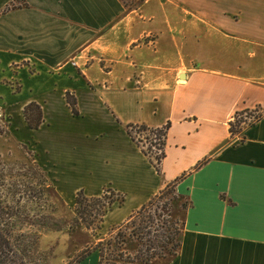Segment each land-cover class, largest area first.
I'll use <instances>...</instances> for the list:
<instances>
[{"label":"crops","instance_id":"0c3cea01","mask_svg":"<svg viewBox=\"0 0 264 264\" xmlns=\"http://www.w3.org/2000/svg\"><path fill=\"white\" fill-rule=\"evenodd\" d=\"M0 66L42 104L18 128L61 197L114 189L109 227L178 179L181 246L152 264H264V0H0ZM131 124L169 125L160 173Z\"/></svg>","mask_w":264,"mask_h":264},{"label":"trees","instance_id":"16d2710c","mask_svg":"<svg viewBox=\"0 0 264 264\" xmlns=\"http://www.w3.org/2000/svg\"><path fill=\"white\" fill-rule=\"evenodd\" d=\"M67 104L72 114L77 115L75 100L70 99L68 95ZM251 114L248 111L235 113L229 128L231 134L240 131V124ZM21 115L23 124L30 130L38 129L43 123L42 107L36 102L25 104ZM168 128V124L160 128H149L144 124H131L126 127L131 139L149 158L158 173L161 172V162L165 157ZM2 132L0 125V135ZM135 132L147 134L148 137H152V141L145 147L142 140L135 136ZM35 160L34 168L43 179L34 190L36 194L38 193L37 201L45 203L43 184L48 182L46 179L48 176L38 160L36 158ZM6 171L7 166L0 157V264H48V253L41 250L39 245L44 228L39 226L50 220L46 215L33 214L21 204L22 199L19 198L21 194L16 198L19 189L17 183L12 180V176L6 174ZM177 181L178 179L168 183L142 207L131 213L124 222L109 226L105 236L97 238L92 245L82 250L67 264H79L94 252L98 255L97 264H152L156 259L174 257L181 246L184 225L183 219H179L171 212L173 202L182 200L176 192ZM21 185L27 189L31 187L23 181L19 183V186ZM25 188L21 191L27 194ZM164 199L167 201L160 203L159 200ZM123 201L124 196L111 188H105L101 195L92 197L79 190L74 198L75 222L87 230L96 232L101 228L105 214L114 204L121 205ZM180 206L184 212L190 206V202L184 199Z\"/></svg>","mask_w":264,"mask_h":264},{"label":"rangeland","instance_id":"374dc122","mask_svg":"<svg viewBox=\"0 0 264 264\" xmlns=\"http://www.w3.org/2000/svg\"><path fill=\"white\" fill-rule=\"evenodd\" d=\"M140 1L124 0V3L133 7V5H137ZM15 69V66H7L6 68L0 66V76L4 77L0 88L4 86L12 94L11 96L0 95V125L3 131L0 135V157L7 166L6 174L12 176V180L17 183V187L19 188L16 198L21 194L19 198L22 199L21 204L23 206L27 207L33 214L40 213L46 215L50 220L43 226H39L40 228H44L39 245L41 250L48 253V264H67L75 259L82 250L92 245L97 238L105 236L108 227H103L102 225L96 232H92L76 224L73 211L74 201L71 203L69 200L61 197L58 191L49 183L48 177H46L48 182L43 184L45 185V203L37 201L39 200L37 199L38 193H35L34 187L36 188L43 177L37 174V170L34 168L35 157L37 158L35 151L32 149L34 141L28 138V131L18 128L22 126L21 123L23 121L21 111L24 105L29 102H21L25 96L14 93L20 89L18 83L11 80L12 71H15ZM68 97L72 99V96L68 95ZM134 134L142 140L145 147L152 141V137H148L145 133L138 134L135 132ZM27 143H30V145H27ZM21 181L31 187L27 189L22 185L19 186ZM24 188L27 194L21 191ZM182 200L184 199L182 198ZM159 201L162 203L167 200ZM181 201L173 202L171 212L182 220L184 212L180 206ZM33 226L36 227L37 225ZM51 228H59V230ZM167 259H156V261Z\"/></svg>","mask_w":264,"mask_h":264},{"label":"built area","instance_id":"2783aa9c","mask_svg":"<svg viewBox=\"0 0 264 264\" xmlns=\"http://www.w3.org/2000/svg\"><path fill=\"white\" fill-rule=\"evenodd\" d=\"M245 118H249L252 121H255L257 119V117H255V114H251L249 117H245Z\"/></svg>","mask_w":264,"mask_h":264}]
</instances>
